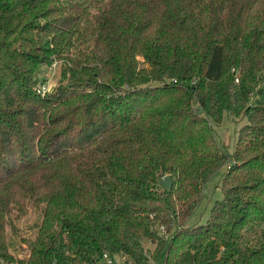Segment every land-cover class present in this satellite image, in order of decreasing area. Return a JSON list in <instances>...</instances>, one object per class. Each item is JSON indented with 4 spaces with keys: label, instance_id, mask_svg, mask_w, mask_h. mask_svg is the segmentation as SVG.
Instances as JSON below:
<instances>
[{
    "label": "trees",
    "instance_id": "obj_1",
    "mask_svg": "<svg viewBox=\"0 0 264 264\" xmlns=\"http://www.w3.org/2000/svg\"><path fill=\"white\" fill-rule=\"evenodd\" d=\"M224 111L246 118L231 153ZM145 242L164 264H264V0H0V264H155Z\"/></svg>",
    "mask_w": 264,
    "mask_h": 264
},
{
    "label": "rangeland",
    "instance_id": "obj_2",
    "mask_svg": "<svg viewBox=\"0 0 264 264\" xmlns=\"http://www.w3.org/2000/svg\"><path fill=\"white\" fill-rule=\"evenodd\" d=\"M60 70L61 66L58 61L53 62L51 64H44L40 67V85L43 90L51 88L58 82V80L60 79ZM245 122V117H234L228 111L223 112L222 117L219 121H214L213 119H210V123L213 127L216 140L226 152L231 153L233 151L238 130L240 126ZM230 162L231 160L219 167L205 182L202 190V195L197 204L195 205L188 220L186 221L187 224L201 223L207 220L213 202L216 199L222 198L223 196V191L221 189V181L224 171L229 166ZM33 209L34 208L31 207V210L29 211V213H27L26 216L21 217L19 220H15V222H13V224L11 225V228L10 225L9 227L6 226L7 240L12 242L13 245L15 243H18V237L14 234L13 228H21V230L26 233L31 232L29 224H31V222L37 217V212ZM173 228L174 226L172 227V229ZM17 235L19 236V234ZM13 245H11L9 248L12 249ZM145 247L152 262H154L155 264H164V249H162L158 253L155 260H152L155 245L150 242H145ZM111 257L114 258L115 261H118L120 263H123L125 259V257L121 253L114 254Z\"/></svg>",
    "mask_w": 264,
    "mask_h": 264
},
{
    "label": "water",
    "instance_id": "obj_3",
    "mask_svg": "<svg viewBox=\"0 0 264 264\" xmlns=\"http://www.w3.org/2000/svg\"><path fill=\"white\" fill-rule=\"evenodd\" d=\"M160 183L166 188L171 187V185H172L171 176L170 175H165V176L161 177Z\"/></svg>",
    "mask_w": 264,
    "mask_h": 264
},
{
    "label": "built area",
    "instance_id": "obj_4",
    "mask_svg": "<svg viewBox=\"0 0 264 264\" xmlns=\"http://www.w3.org/2000/svg\"><path fill=\"white\" fill-rule=\"evenodd\" d=\"M237 79V78H236ZM103 259L107 262V263H113L115 260L114 258H112L108 253H104L103 254Z\"/></svg>",
    "mask_w": 264,
    "mask_h": 264
}]
</instances>
